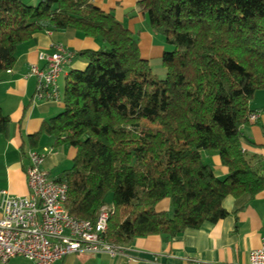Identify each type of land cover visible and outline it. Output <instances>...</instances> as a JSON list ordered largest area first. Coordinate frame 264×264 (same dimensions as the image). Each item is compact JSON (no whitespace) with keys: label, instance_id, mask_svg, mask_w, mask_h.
Here are the masks:
<instances>
[{"label":"trees","instance_id":"1","mask_svg":"<svg viewBox=\"0 0 264 264\" xmlns=\"http://www.w3.org/2000/svg\"><path fill=\"white\" fill-rule=\"evenodd\" d=\"M137 8L166 43L164 77L140 53L137 37L92 0H0V74L13 68L18 47L37 31L73 28L98 38L99 49L77 53L87 63L71 69L65 107L26 136L77 152L58 175L69 185L70 212L95 220L113 203L106 240L126 246L160 234L217 222L264 190L262 158L242 130L264 90V0H138ZM10 117L0 105V131ZM201 150L218 152L228 174L218 177ZM170 197V211L156 205Z\"/></svg>","mask_w":264,"mask_h":264},{"label":"crops","instance_id":"2","mask_svg":"<svg viewBox=\"0 0 264 264\" xmlns=\"http://www.w3.org/2000/svg\"><path fill=\"white\" fill-rule=\"evenodd\" d=\"M92 1L103 10L112 12L134 33L141 55L149 60L154 73L164 77L167 73L163 65L165 40L152 30L146 16L138 10V0ZM58 43L64 44L74 53L84 49H99L102 45L100 39L85 36L73 28L37 31L29 41L18 47L13 68L0 74V105L10 117L6 131H0V188H7L14 195H26L29 192L26 169L30 146L26 136L37 132L45 121L65 107L64 100H37V79L30 74L32 64L44 65L39 53L54 52V45ZM86 65L84 59L74 56L65 66L59 77L62 92L68 72L71 69H84ZM250 106L258 114V119L242 130L254 142L246 147L251 154H258L262 158L260 168L264 172V91H256ZM53 142L52 136L44 134L36 149L46 150L43 167L58 177L63 170L71 167L77 149L70 144L53 147ZM201 156L204 162L212 165L218 177L224 178L228 174V168L222 163L218 152L201 150ZM223 206L229 211L226 217L214 223L205 222L200 228H188L172 240L160 234L136 237L115 256L104 251L76 253L67 255L56 264H250L251 250L262 243L264 190L237 212V201L232 195L224 199ZM171 207V198L166 197L157 203L156 210L170 211ZM20 258L23 257L13 258L5 264H13Z\"/></svg>","mask_w":264,"mask_h":264},{"label":"built area","instance_id":"3","mask_svg":"<svg viewBox=\"0 0 264 264\" xmlns=\"http://www.w3.org/2000/svg\"><path fill=\"white\" fill-rule=\"evenodd\" d=\"M52 53H39L43 66L32 64L30 74L37 79L35 98L63 101L59 77L74 58V52L58 43ZM258 114L250 115V122ZM26 169L29 192L14 195L0 188V262L23 257L34 264H56L69 254L106 252L115 256L125 246L105 238L114 213L113 203L101 207L95 220L73 215L66 205L69 185L43 167L46 150L29 149ZM250 264H264V222L261 246L251 250Z\"/></svg>","mask_w":264,"mask_h":264},{"label":"rangeland","instance_id":"4","mask_svg":"<svg viewBox=\"0 0 264 264\" xmlns=\"http://www.w3.org/2000/svg\"><path fill=\"white\" fill-rule=\"evenodd\" d=\"M25 2H27V3H33V4H37L38 3V1L39 0H37L36 2H29V0H24ZM68 50V49H67ZM259 91H264L263 89L262 90H258V92ZM253 100V99H252ZM253 113H255V112H253ZM257 119H258V117H257ZM256 121V120H255ZM244 128V127H243ZM67 167V166H66ZM67 169V168H66ZM13 264H33L30 260H28V259H17L16 261H14V262H12Z\"/></svg>","mask_w":264,"mask_h":264}]
</instances>
